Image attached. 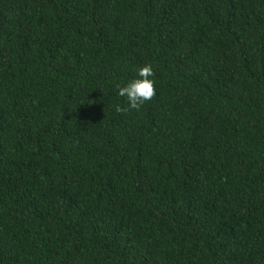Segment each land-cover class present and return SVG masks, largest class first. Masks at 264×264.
<instances>
[{"label":"trees","instance_id":"1","mask_svg":"<svg viewBox=\"0 0 264 264\" xmlns=\"http://www.w3.org/2000/svg\"><path fill=\"white\" fill-rule=\"evenodd\" d=\"M0 264H264V0H0Z\"/></svg>","mask_w":264,"mask_h":264},{"label":"clouds","instance_id":"2","mask_svg":"<svg viewBox=\"0 0 264 264\" xmlns=\"http://www.w3.org/2000/svg\"><path fill=\"white\" fill-rule=\"evenodd\" d=\"M153 75L152 65L145 63L137 68L135 77L123 84H115L116 95L126 102L124 106L115 104V111L138 110L146 101H149L155 94Z\"/></svg>","mask_w":264,"mask_h":264}]
</instances>
